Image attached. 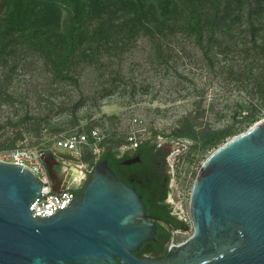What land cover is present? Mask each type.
Masks as SVG:
<instances>
[{"label": "rangeland", "instance_id": "1", "mask_svg": "<svg viewBox=\"0 0 264 264\" xmlns=\"http://www.w3.org/2000/svg\"><path fill=\"white\" fill-rule=\"evenodd\" d=\"M237 6L233 15L238 18L218 28L208 47V32L202 47L184 32L152 37L141 30L128 33L126 12L105 20L115 27L108 44L87 38L89 43L59 68L54 54L35 50L30 40L9 43L0 56V157L16 148L52 154L59 135L92 129L103 137L102 149H131V135L139 144H156L166 152L168 199L184 224L174 242L185 241L194 231L192 186L215 149L178 133L186 127L213 131L233 125L240 134L264 119V95L256 92L264 79V58L252 49L246 4L241 18ZM259 19L254 21L256 39L264 48V13ZM97 24L85 26L90 32ZM248 112L256 122L244 121ZM87 150L78 161H67L66 167L80 173L70 180L80 182L89 167L85 158H98Z\"/></svg>", "mask_w": 264, "mask_h": 264}, {"label": "water", "instance_id": "2", "mask_svg": "<svg viewBox=\"0 0 264 264\" xmlns=\"http://www.w3.org/2000/svg\"><path fill=\"white\" fill-rule=\"evenodd\" d=\"M40 192L31 170L0 160V264H264V119L205 159L189 200L194 231L162 260L133 256L163 222L106 160L55 214L32 216Z\"/></svg>", "mask_w": 264, "mask_h": 264}, {"label": "trees", "instance_id": "3", "mask_svg": "<svg viewBox=\"0 0 264 264\" xmlns=\"http://www.w3.org/2000/svg\"><path fill=\"white\" fill-rule=\"evenodd\" d=\"M235 1L240 5V18L242 5L246 4L252 49L264 58V48L257 44V28L254 25V21L260 20L264 13V0ZM237 5H233V0H0V56L9 43L26 39L30 40L35 50L54 54L57 68L65 66L78 48L82 49L89 43L87 38L97 39L99 45L108 44L115 27L106 25L105 20L120 12L129 16L127 22L131 25L128 33L141 30L152 37L184 32L193 36L196 44L202 47L203 37L208 32L205 43L208 47L211 41L214 42L213 36L218 28L224 26L227 20L238 18L233 15L235 10H239ZM91 21L98 24L89 32L85 23ZM203 53L207 55V48H203ZM262 81L257 85L259 95H264V79ZM244 121L250 124L257 120L254 114L248 112ZM235 134H238L235 133V126L230 125L213 131L186 127L178 136L200 142L203 148L216 149ZM140 145L151 143L142 142ZM101 158L107 159L108 165H121L128 156L109 160L104 154ZM100 160L84 159L93 168ZM85 182L77 191L78 195ZM136 192L144 198L139 188Z\"/></svg>", "mask_w": 264, "mask_h": 264}, {"label": "flooded vegetation", "instance_id": "4", "mask_svg": "<svg viewBox=\"0 0 264 264\" xmlns=\"http://www.w3.org/2000/svg\"><path fill=\"white\" fill-rule=\"evenodd\" d=\"M164 153L165 151L156 144H139L136 148H126L123 151L117 146H106L98 155L99 159L106 161L108 160L101 158L104 154L109 160L113 157L120 158L123 155L128 156L125 160L139 158V161L131 164H124L125 160H123L121 165H108L116 177L121 179L127 186L134 188L135 191L136 188H139L142 192L144 198L136 193L141 196L145 206V215L158 218L163 222L162 225H156L153 239L142 243L132 253L137 259L162 260L166 256L169 246L183 242H174L173 236L179 229L184 228V224L178 218L177 212L173 210L168 199L169 173L164 162ZM45 161H47L49 179L50 181L53 180L55 187H58L59 184L53 177L63 178L64 172L70 168L66 167V163L57 156L50 157L47 155ZM61 167L64 168L62 171H60ZM79 179L81 180L82 176ZM79 183L78 180H70V182L61 186H76Z\"/></svg>", "mask_w": 264, "mask_h": 264}, {"label": "built area", "instance_id": "5", "mask_svg": "<svg viewBox=\"0 0 264 264\" xmlns=\"http://www.w3.org/2000/svg\"><path fill=\"white\" fill-rule=\"evenodd\" d=\"M102 141L103 137L97 129H92L89 133L61 134L55 141L56 150H53L52 154H47L42 150L16 148L5 151L0 160L25 166L36 175L41 183V192L39 196L34 198L29 210L33 217H46L65 209L73 203V199L78 196L77 191L80 190L93 167L89 165L88 169L84 168L85 173L83 172V177L78 185H59L55 187L53 180L50 181L49 179L48 170L44 164L45 156H57L64 163L69 164L68 160L78 161L84 154L85 149H88L87 151L92 155L100 154ZM128 141L133 142L132 148H136L139 144L136 137L132 135L128 137Z\"/></svg>", "mask_w": 264, "mask_h": 264}, {"label": "bare ground", "instance_id": "6", "mask_svg": "<svg viewBox=\"0 0 264 264\" xmlns=\"http://www.w3.org/2000/svg\"><path fill=\"white\" fill-rule=\"evenodd\" d=\"M75 169L73 170V168H72L69 171H67L65 179H60V178H55V177H53V178L56 180V182L59 185L66 184V183L70 182V178L76 179L79 176L80 173L76 172Z\"/></svg>", "mask_w": 264, "mask_h": 264}]
</instances>
